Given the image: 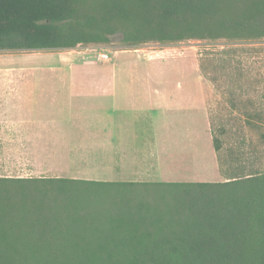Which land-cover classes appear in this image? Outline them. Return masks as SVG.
Returning <instances> with one entry per match:
<instances>
[{
    "label": "trees",
    "instance_id": "1",
    "mask_svg": "<svg viewBox=\"0 0 264 264\" xmlns=\"http://www.w3.org/2000/svg\"><path fill=\"white\" fill-rule=\"evenodd\" d=\"M118 35L126 47L262 39L264 0H0V53ZM0 264H264V171L219 183L0 179Z\"/></svg>",
    "mask_w": 264,
    "mask_h": 264
},
{
    "label": "crops",
    "instance_id": "2",
    "mask_svg": "<svg viewBox=\"0 0 264 264\" xmlns=\"http://www.w3.org/2000/svg\"><path fill=\"white\" fill-rule=\"evenodd\" d=\"M196 50L121 46L106 50L102 64L80 57L85 53L57 54L69 72L94 60L103 66V79H0V179L224 182L212 149L209 87ZM170 63L191 73L199 109L182 98L184 77L166 97L163 71ZM92 98L97 100L88 106ZM78 114L93 116L95 127L86 121L79 126ZM202 135L209 164L198 163ZM199 169L212 170L211 177L194 176Z\"/></svg>",
    "mask_w": 264,
    "mask_h": 264
},
{
    "label": "rangeland",
    "instance_id": "3",
    "mask_svg": "<svg viewBox=\"0 0 264 264\" xmlns=\"http://www.w3.org/2000/svg\"><path fill=\"white\" fill-rule=\"evenodd\" d=\"M120 38V35L112 37L108 45H90L69 51L2 52L0 79L102 80L103 66L97 65L94 60L102 64L106 50L123 45L120 44ZM167 45L180 49H197L201 76L209 87L208 104L212 135L222 143V149L216 155L220 176L224 179L230 173L264 171V38L195 40ZM76 52L85 53L80 54V57L87 58L85 60L89 58L94 60L86 66H76L69 72L65 65L58 63L57 54L71 55ZM131 57L133 56L130 55L129 58ZM173 66L172 63L167 64L163 71L164 79L168 80L166 97L173 93L175 81L184 77L188 82L182 98L190 99V103L196 105L194 109H199L202 100H199V90L189 78L191 73L187 71L188 69H173ZM88 100V106H93L97 99ZM76 117L75 121L79 126L85 121L90 127L96 125L91 115L85 117L78 114ZM202 138L203 135L197 148L198 163L209 164V150L203 145L205 141ZM192 160H195V157L192 156ZM210 174L212 170L206 172L199 169L193 173L194 176L206 178H210Z\"/></svg>",
    "mask_w": 264,
    "mask_h": 264
}]
</instances>
